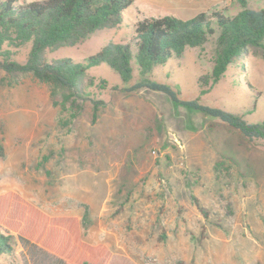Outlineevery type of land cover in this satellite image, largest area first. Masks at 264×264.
Returning <instances> with one entry per match:
<instances>
[{
  "label": "rangeland",
  "instance_id": "1",
  "mask_svg": "<svg viewBox=\"0 0 264 264\" xmlns=\"http://www.w3.org/2000/svg\"><path fill=\"white\" fill-rule=\"evenodd\" d=\"M263 6L264 0L249 1L252 9ZM241 9L237 0H134L121 26L47 51L46 60L83 61L110 41L127 43L145 17L189 19ZM31 47H21L15 60L25 62ZM214 52V40L188 48L155 67L151 78L183 100L263 121L264 56L248 51L212 85L201 77L211 73ZM88 76L95 80H87L86 92L105 104L95 122L88 101L64 125L66 114L47 84L30 76L15 81L0 68V231L12 235L14 246L0 264H64L20 231L72 255L71 243L51 237L35 209L52 222L83 220L87 208L84 239L106 245L99 264H264V140H249L163 92L128 91L137 69L130 83L107 64ZM223 157L233 167L218 177L215 165Z\"/></svg>",
  "mask_w": 264,
  "mask_h": 264
},
{
  "label": "trees",
  "instance_id": "2",
  "mask_svg": "<svg viewBox=\"0 0 264 264\" xmlns=\"http://www.w3.org/2000/svg\"><path fill=\"white\" fill-rule=\"evenodd\" d=\"M249 1L237 0L242 9L236 15L216 11L211 14L202 12L189 19L170 14L145 17L136 22L134 34L127 43L110 41L83 61L65 57L48 62L47 51L74 47L97 31L121 26L125 11L134 0H35L23 3L3 0L0 1V68L15 81L30 76L47 84L55 104L66 114L64 125L78 118L88 101L93 103V121L97 120L105 102L92 99L86 92V84L87 80L94 84L95 79L88 76L91 68L107 64L126 83L134 79L137 69L139 77L127 88L128 91L148 88L163 92L173 102L219 119L249 140H264V120L249 122L242 114L205 105L199 99L183 100L172 86L151 78L155 67L182 57L188 48H204L211 40L215 42L214 64L211 73L201 77L205 83L218 84L229 68L240 63L248 51L264 56V6L252 9ZM29 43L32 47L27 60H15L18 50ZM106 85L107 82L102 80V88ZM0 156H5L1 142ZM232 167L231 158L223 157L216 163L215 171L220 177ZM35 212L38 222L45 225L51 237L65 238L71 243L72 255L39 236L20 231L27 239L64 264H99L106 245L90 243L82 233L84 224L88 226V208L83 220L58 217L51 222L46 215L36 209ZM11 239L12 235L0 231V256L14 255ZM74 251L79 255H73Z\"/></svg>",
  "mask_w": 264,
  "mask_h": 264
}]
</instances>
